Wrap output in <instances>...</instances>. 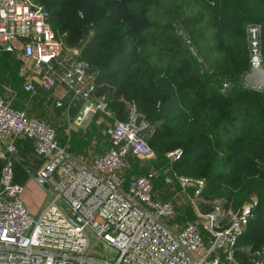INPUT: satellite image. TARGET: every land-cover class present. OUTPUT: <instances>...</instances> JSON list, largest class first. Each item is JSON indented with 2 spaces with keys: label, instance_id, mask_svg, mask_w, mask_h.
<instances>
[{
  "label": "trees",
  "instance_id": "1",
  "mask_svg": "<svg viewBox=\"0 0 264 264\" xmlns=\"http://www.w3.org/2000/svg\"><path fill=\"white\" fill-rule=\"evenodd\" d=\"M37 1L49 9L69 45L84 42L82 56L97 70L96 95L108 96L113 118L128 120L127 101H134L154 127L148 142L159 161L155 190L161 198L168 199L167 175L205 178L198 200L203 213L216 200L235 211L256 195L235 245L234 264H264L258 239L264 210V90L244 83L251 69V25L259 27L264 67V0ZM21 65L15 53L0 46V92L11 106L51 122L73 154L103 153L110 143L99 116L68 134V123L47 112L49 94L25 89ZM58 109L62 115L63 107ZM176 149L182 155L170 159L167 154ZM128 161L126 184L151 170L138 158ZM2 166L0 160V175ZM195 217L188 207L178 214L179 220Z\"/></svg>",
  "mask_w": 264,
  "mask_h": 264
},
{
  "label": "built area",
  "instance_id": "2",
  "mask_svg": "<svg viewBox=\"0 0 264 264\" xmlns=\"http://www.w3.org/2000/svg\"><path fill=\"white\" fill-rule=\"evenodd\" d=\"M247 32L250 67H263L259 27L251 25ZM66 37L43 3L0 0V46L21 60L25 89L32 95L43 89L51 100L46 106L63 107L68 134L98 115L110 143L103 153L89 149L75 155L61 143L56 126L12 107L0 92V264H234L256 195L235 211L216 200L203 213L198 200L205 178L167 175L168 199L161 198L155 190L159 161L148 142L154 127L134 101H127L128 120L113 118L108 96L96 95L97 70L82 56L84 42L71 46ZM22 140L41 158L34 179L46 189L47 200L36 213L26 207L25 187L15 179ZM182 153L176 149L167 156L178 159ZM129 157L151 170L126 184ZM187 207L196 217L179 220ZM99 240L116 256L93 249Z\"/></svg>",
  "mask_w": 264,
  "mask_h": 264
},
{
  "label": "rangeland",
  "instance_id": "3",
  "mask_svg": "<svg viewBox=\"0 0 264 264\" xmlns=\"http://www.w3.org/2000/svg\"><path fill=\"white\" fill-rule=\"evenodd\" d=\"M47 112L52 116L55 115L60 123L67 122L65 117L60 114L59 109L52 110L49 108L47 109ZM22 143L20 142L21 156H24L31 162V159L34 158V155H32V148H30L28 144L22 146ZM32 173L33 172L30 171L23 162H18L15 166V179L19 180L20 183L25 187L21 198L28 210L31 213H36L45 205L47 192L45 188L36 183L35 179L32 177ZM258 231V239L259 241H263L264 245V210L260 214V225L258 227ZM93 247V249H96L100 255H109L112 257L116 256L114 248L105 241L99 240L94 244Z\"/></svg>",
  "mask_w": 264,
  "mask_h": 264
},
{
  "label": "water",
  "instance_id": "4",
  "mask_svg": "<svg viewBox=\"0 0 264 264\" xmlns=\"http://www.w3.org/2000/svg\"><path fill=\"white\" fill-rule=\"evenodd\" d=\"M244 83L248 85L250 88L260 90L264 85V67H252L249 72L244 77ZM231 91V86H227L224 89L225 94H229ZM18 161L19 158L16 157ZM32 177L34 178V173H32ZM50 198H53L52 194H48ZM94 239H91V243Z\"/></svg>",
  "mask_w": 264,
  "mask_h": 264
},
{
  "label": "crops",
  "instance_id": "5",
  "mask_svg": "<svg viewBox=\"0 0 264 264\" xmlns=\"http://www.w3.org/2000/svg\"><path fill=\"white\" fill-rule=\"evenodd\" d=\"M128 106V105H127ZM51 108V107H49ZM53 110V108H51ZM52 116V115H51ZM113 116V115H112ZM101 121V120H100ZM103 125H105V123L103 121H101ZM23 142V143H22ZM22 146H24L25 144L32 148V155H34V158L31 159V162L29 161V159L25 158L24 156H21V148H20V144H19V160L22 161L23 163H25V165L27 166V168L32 171L33 173H35L37 171V169L39 168V166L41 165V158H39L34 150H33V146L32 143L29 140H22L21 141ZM37 158V159H36ZM19 162V161H18ZM18 182H20L19 180H17ZM47 197V196H46ZM47 200V198H46ZM39 211V210H38ZM37 211V212H38Z\"/></svg>",
  "mask_w": 264,
  "mask_h": 264
}]
</instances>
